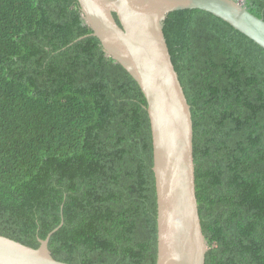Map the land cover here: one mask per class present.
Returning <instances> with one entry per match:
<instances>
[{
	"label": "trees",
	"instance_id": "1",
	"mask_svg": "<svg viewBox=\"0 0 264 264\" xmlns=\"http://www.w3.org/2000/svg\"><path fill=\"white\" fill-rule=\"evenodd\" d=\"M245 6L264 19V0ZM165 24L206 264H264V49L205 11ZM92 33L78 0H0V235L38 249L63 222L59 262L157 264L148 102Z\"/></svg>",
	"mask_w": 264,
	"mask_h": 264
},
{
	"label": "water",
	"instance_id": "2",
	"mask_svg": "<svg viewBox=\"0 0 264 264\" xmlns=\"http://www.w3.org/2000/svg\"><path fill=\"white\" fill-rule=\"evenodd\" d=\"M78 2L92 36L133 76L148 102L158 206L157 264H206L209 248L196 193L193 114L172 60L165 23L177 11H205L264 49V19L241 0ZM59 228L40 240L38 249L0 235V264H67L54 259L49 250Z\"/></svg>",
	"mask_w": 264,
	"mask_h": 264
},
{
	"label": "rangeland",
	"instance_id": "3",
	"mask_svg": "<svg viewBox=\"0 0 264 264\" xmlns=\"http://www.w3.org/2000/svg\"><path fill=\"white\" fill-rule=\"evenodd\" d=\"M245 4V0H241Z\"/></svg>",
	"mask_w": 264,
	"mask_h": 264
}]
</instances>
